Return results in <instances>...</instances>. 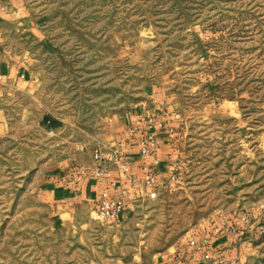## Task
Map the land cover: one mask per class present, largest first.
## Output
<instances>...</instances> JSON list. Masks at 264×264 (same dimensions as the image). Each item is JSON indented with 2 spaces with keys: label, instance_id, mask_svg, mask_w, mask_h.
<instances>
[{
  "label": "rangeland",
  "instance_id": "obj_1",
  "mask_svg": "<svg viewBox=\"0 0 264 264\" xmlns=\"http://www.w3.org/2000/svg\"><path fill=\"white\" fill-rule=\"evenodd\" d=\"M29 1L40 39L24 50L44 79L9 104L0 137V264L163 251L237 202L264 205V0ZM162 96L193 144L183 192L102 223L81 211L61 225L40 206L47 163L99 150L110 121ZM239 264H264V235Z\"/></svg>",
  "mask_w": 264,
  "mask_h": 264
},
{
  "label": "crops",
  "instance_id": "obj_2",
  "mask_svg": "<svg viewBox=\"0 0 264 264\" xmlns=\"http://www.w3.org/2000/svg\"><path fill=\"white\" fill-rule=\"evenodd\" d=\"M29 3V0H0V137L13 130L9 104L18 95L33 94L44 79L30 70L33 61L24 50L40 39L34 24L37 17ZM154 101L152 109L142 106L110 121L99 150L82 149L76 156L57 158L41 170L35 187L37 201L57 216L61 225H72L81 211L89 212L91 217L103 192L114 197L125 191L126 209L132 212L143 206L150 201L144 184L149 171L157 179L158 199L163 196L172 200L186 189L194 166L191 160L194 149H190L193 144L182 139L185 125L176 115V106L164 96ZM149 122L154 124L152 132L159 140L153 158L140 152ZM96 151L101 153L100 163L94 160ZM97 167L103 171L100 177L95 175ZM173 176L175 180L171 179ZM262 225L264 205L237 202L229 212L197 225L163 251L137 248L128 258L101 264H211L204 260L205 252L221 264H239L249 244L263 235L259 229ZM199 246H204L203 250H198Z\"/></svg>",
  "mask_w": 264,
  "mask_h": 264
},
{
  "label": "built area",
  "instance_id": "obj_3",
  "mask_svg": "<svg viewBox=\"0 0 264 264\" xmlns=\"http://www.w3.org/2000/svg\"><path fill=\"white\" fill-rule=\"evenodd\" d=\"M154 128V124L149 122L147 133L143 136L140 143V152L144 156L155 157L157 149L159 147V140L153 134L152 129ZM94 160L97 163L102 162L101 153L96 151L94 154ZM98 169L95 171V175L100 177L103 175L102 169L97 167ZM125 171L126 168H124ZM175 180L173 176L171 178ZM145 187L149 190V198L156 199L157 198V179L152 173L146 172L144 177ZM125 191H121L119 195H115L114 197H110L108 192H103L101 195V202L96 206L94 211L91 214V220L96 223H102L106 220L112 219L119 215L120 213L126 210L125 203ZM261 234L264 235V225L259 227ZM191 245H195L194 242H191ZM204 246H199L198 250H203ZM204 260L206 262H210L211 264H221L218 259H213L209 253L204 254Z\"/></svg>",
  "mask_w": 264,
  "mask_h": 264
}]
</instances>
